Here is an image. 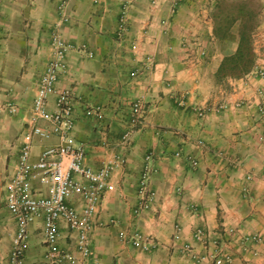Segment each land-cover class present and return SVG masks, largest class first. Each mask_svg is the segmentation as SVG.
I'll return each instance as SVG.
<instances>
[{
  "label": "crops",
  "instance_id": "0c3cea01",
  "mask_svg": "<svg viewBox=\"0 0 264 264\" xmlns=\"http://www.w3.org/2000/svg\"><path fill=\"white\" fill-rule=\"evenodd\" d=\"M127 1L3 0L0 264H12L17 232L7 181L27 141L57 35L73 46L56 86L72 95V135L84 148L85 165L99 169L125 158L92 218L89 264H212L213 253L229 256L226 264H264V0H131L119 33ZM241 48L250 60L244 71L230 60ZM55 101L49 96L50 111ZM134 101L146 111L132 129ZM7 103L18 111L9 112ZM89 107H101L103 118L86 115ZM37 122L51 129L49 121ZM60 141L57 134L33 135L31 160ZM147 164L154 168L147 183L155 197L135 215ZM33 185L46 193L40 182ZM71 199L83 208L78 196ZM62 229V246L78 254L77 234L66 224ZM134 231L157 246L147 250L119 237ZM45 253L37 220L23 263L44 264Z\"/></svg>",
  "mask_w": 264,
  "mask_h": 264
},
{
  "label": "built area",
  "instance_id": "2783aa9c",
  "mask_svg": "<svg viewBox=\"0 0 264 264\" xmlns=\"http://www.w3.org/2000/svg\"><path fill=\"white\" fill-rule=\"evenodd\" d=\"M98 2V0H95ZM179 3L181 0H175ZM127 4L122 7L120 15L119 33L125 31L127 26ZM3 0H0V14ZM55 51L41 75L38 91L33 103V115L29 122L27 141L21 148L16 171L7 181L6 205L16 221L17 232L14 237V249L11 255L12 264H24L28 247L31 226L37 220L43 222V237L46 247L44 264H89L91 256V231L93 229V216L99 211L105 194L112 190L113 171L115 166H121L125 158L120 156L113 165L93 169L84 163L85 151L82 145L76 143L72 135L75 126L73 114V98L69 91L59 90L56 86L59 75L65 71V56L73 46L59 37L54 38ZM85 51V48H80ZM89 56H93L88 52ZM55 95V109H48L49 96ZM7 109L16 113L18 107L7 103ZM146 111L141 101H134L130 105L129 125L138 126ZM96 115L103 118L101 107H89L86 115ZM51 123V129L38 125L39 119ZM132 129L125 132L122 141L125 145L131 141ZM57 134L61 141L58 145L47 146L40 157L31 160L32 136L48 137ZM179 155V153H177ZM148 154L146 158H150ZM194 164H196L194 162ZM154 168L146 165L141 176L138 189V203L133 208V214L138 215L144 209L150 208L155 197L154 190L148 186V179ZM46 186V193L34 187V182ZM76 195L82 201L80 210L71 201ZM66 224L72 233L77 234L75 254L61 244L64 236L62 225ZM201 231L197 232L200 235ZM122 240L131 242L147 250L157 246L155 242L143 240L137 231L131 235L121 232ZM260 239L258 236H247L245 240ZM212 264H226L230 262L229 256L211 254ZM198 258V256H197ZM207 256L198 259L204 260Z\"/></svg>",
  "mask_w": 264,
  "mask_h": 264
},
{
  "label": "trees",
  "instance_id": "16d2710c",
  "mask_svg": "<svg viewBox=\"0 0 264 264\" xmlns=\"http://www.w3.org/2000/svg\"><path fill=\"white\" fill-rule=\"evenodd\" d=\"M251 17H252V14H251ZM249 27L250 28L253 27L252 24H250ZM243 47H245V46H243ZM243 52L244 51L241 48V51H239V53L235 57L230 58V60H233V62L237 64V65L234 66V69H238L239 68L240 71L241 70L244 71V70H246L248 68L250 60L247 57L244 56ZM236 66H238V67H236Z\"/></svg>",
  "mask_w": 264,
  "mask_h": 264
}]
</instances>
